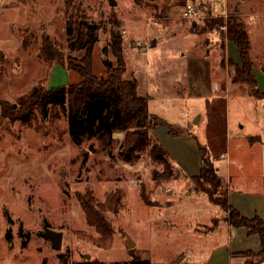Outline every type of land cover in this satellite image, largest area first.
Segmentation results:
<instances>
[{
    "label": "rangeland",
    "instance_id": "1",
    "mask_svg": "<svg viewBox=\"0 0 264 264\" xmlns=\"http://www.w3.org/2000/svg\"><path fill=\"white\" fill-rule=\"evenodd\" d=\"M114 2L0 0V264H78L84 254L109 264L130 259V250L152 264H203L200 254L218 248L226 231L223 224L210 231L221 212L187 179L200 163L197 143L224 178L231 204L256 197L264 208V98L235 81L237 47L230 43L226 53L221 29L209 30L204 21L217 4L219 16L236 15L247 24L252 73L264 92V0ZM187 2L200 10L194 21L177 17ZM68 18L83 28L98 27L92 52L98 75L104 59L116 63L111 33L120 32L123 79L137 80L138 95L149 98V113L189 128L183 137L168 135L163 126L151 130V140H161L169 151L174 178L155 182L153 173L162 166L147 152L125 163L118 155L122 132L113 133L110 148L96 139L75 145L57 110L46 118L37 114L27 125L5 114L4 104L18 108L35 85L58 88L74 81V74L41 52L47 38L65 58H80L81 50L67 47ZM85 192L111 229L105 236L86 222L77 199ZM44 228L62 232L59 250L43 236ZM252 250L232 253L229 262L223 256L205 261L256 264Z\"/></svg>",
    "mask_w": 264,
    "mask_h": 264
},
{
    "label": "trees",
    "instance_id": "2",
    "mask_svg": "<svg viewBox=\"0 0 264 264\" xmlns=\"http://www.w3.org/2000/svg\"><path fill=\"white\" fill-rule=\"evenodd\" d=\"M211 15L210 12L209 17L211 18L204 20L206 28L221 29L225 39L237 47L239 63H232L235 81L245 82L254 97L264 98V92L258 89L252 73L251 43L245 23L236 15H228L225 18ZM195 28L196 26H193L192 30ZM97 32L96 25L85 24L83 28L80 24L76 25L71 18L66 20L67 47L70 52L81 50L80 58L76 56L65 58L60 48H56L47 38L44 39L41 52L45 60L59 64L74 74V81L58 88L35 85L27 95L19 99L18 108L10 109L4 104L5 114L10 119L27 125L37 114L46 118L53 110H57L66 118L68 135L75 145H80L84 140L96 139L104 148H110L114 144L113 133L122 132L124 139L119 144L118 155L125 163L135 161L140 154L147 152L154 162L162 166L161 172L153 173L155 182L161 183L174 178V168L167 158L166 151L159 142L151 140L150 130L163 126L169 135L178 137L191 134L189 128L168 124L160 117L150 114L148 111L149 98L138 95L137 80L135 78L123 79L125 64L120 36H112L111 51L116 58V63L104 59L103 74L98 75L95 72L92 52L98 42ZM103 51L106 52V49L104 48ZM197 145L200 170L197 175L189 176L187 179L194 184V192L206 194L209 202L225 214L213 218L212 229L217 226V221L221 218L233 228H244L248 236L256 235L260 246L259 252L254 254L257 259L256 264L264 263V219L257 214L253 217H246L230 205L227 189L223 187L222 179L224 178L217 173L206 147L199 143ZM140 198L146 204L151 205L142 192ZM77 199L85 213L88 225L94 227L102 236L111 232L107 222L96 209L97 206L90 192L78 194ZM6 240H8L7 236ZM127 252L130 259L109 264H152L150 260L136 255L133 250ZM42 264H46L45 261ZM61 264L68 263L63 261ZM78 264L107 263L96 259H84Z\"/></svg>",
    "mask_w": 264,
    "mask_h": 264
},
{
    "label": "crops",
    "instance_id": "3",
    "mask_svg": "<svg viewBox=\"0 0 264 264\" xmlns=\"http://www.w3.org/2000/svg\"><path fill=\"white\" fill-rule=\"evenodd\" d=\"M215 6H218V5L216 4ZM218 8H219V11H220V7L219 6H218ZM212 10H213V8H212ZM211 13L213 14V11ZM192 23H195V22H192ZM246 28H247V24H246ZM247 33H248V36H249V31H247ZM230 43L231 42H229L228 40L225 41V51H226V53L229 51ZM250 43H251V40H250ZM234 63H236V62H234ZM152 131L150 130V137H151V132ZM167 134H168V132H167ZM184 136H187V135H184ZM173 137H175V136H173ZM178 137H183V136H178ZM159 143L165 149L166 154H167V158L170 161V163L173 165L172 159L169 157V151H168L166 145L161 140H159ZM200 166H201L200 163L195 166V168H194V170H195L194 175H197L199 173ZM194 175H191V176H194ZM255 195H257V194H255ZM228 199H229V196H228ZM236 202H237L236 204H231V202H229V203L234 208H236L242 215H244L246 217H253L255 214H257V215H259L260 217H262L264 219V214L262 213V210L264 208H263V205H262L261 201L258 198L253 197L252 199H250L249 197H247L246 198V202L245 201H241V200H237ZM247 203L249 204V206L247 205ZM220 212H221V215L220 216H224L225 215L221 210H220ZM221 224H223V226L225 227V231H226V236L223 239V240L226 241V245H224V242L225 241H223V243L221 242L219 245L217 244L218 248H216L215 250L214 249L213 250L211 249L210 254L209 253L200 254V258L203 259V261H202L203 264H214V263H212V261L210 262V261H205V260L211 259V258H214L215 259V258H218L220 256H223L222 257L223 260L225 259L226 261L229 262L234 257V255H231L232 253L242 252V251H245V250H252V249H250V247L251 248H254L252 250V251H254V253L259 252L260 246H259V239H258V237L256 235L248 236L246 234V231H245L244 228H233L225 220L221 219L218 222L217 226L214 227L213 229H211L210 231L213 232V231L219 229V226ZM237 238H238V242H236L237 241ZM242 243L244 244L243 247H236L237 249L235 248V245L238 244V246H241ZM184 258H185V256H184Z\"/></svg>",
    "mask_w": 264,
    "mask_h": 264
},
{
    "label": "water",
    "instance_id": "4",
    "mask_svg": "<svg viewBox=\"0 0 264 264\" xmlns=\"http://www.w3.org/2000/svg\"><path fill=\"white\" fill-rule=\"evenodd\" d=\"M24 1V0H22ZM166 2H168V0H165ZM109 4L110 6H114L115 5V2L114 0H109ZM195 23H192V26H194ZM111 36L113 37H119L120 36V32H115V33H111ZM2 57V54L0 55V58ZM164 205V204H163ZM43 236L49 240V242L51 243V245L59 250L61 248V244H62V232L60 231H55V230H52V229H49V228H44V232H43ZM134 247V244L133 242L127 238L126 239V248L127 249H132ZM83 258L85 260H90V256L87 255V254H84L83 255ZM180 261V259L177 260V262Z\"/></svg>",
    "mask_w": 264,
    "mask_h": 264
},
{
    "label": "built area",
    "instance_id": "5",
    "mask_svg": "<svg viewBox=\"0 0 264 264\" xmlns=\"http://www.w3.org/2000/svg\"><path fill=\"white\" fill-rule=\"evenodd\" d=\"M219 12L218 6H214L213 8V17H220L217 13ZM200 15V10L197 7V5L193 2H187L184 4L180 10V13L177 17H179L180 20H188V21H194L196 20ZM226 17V16H224ZM125 34V31L122 32V35Z\"/></svg>",
    "mask_w": 264,
    "mask_h": 264
}]
</instances>
